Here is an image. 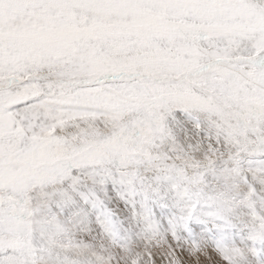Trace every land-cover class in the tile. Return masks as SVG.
Segmentation results:
<instances>
[{
  "label": "snow or ice",
  "instance_id": "1",
  "mask_svg": "<svg viewBox=\"0 0 264 264\" xmlns=\"http://www.w3.org/2000/svg\"><path fill=\"white\" fill-rule=\"evenodd\" d=\"M0 264H264V0H0Z\"/></svg>",
  "mask_w": 264,
  "mask_h": 264
}]
</instances>
